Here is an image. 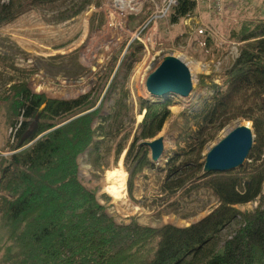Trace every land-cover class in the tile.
I'll return each mask as SVG.
<instances>
[{
	"label": "trees",
	"instance_id": "16d2710c",
	"mask_svg": "<svg viewBox=\"0 0 264 264\" xmlns=\"http://www.w3.org/2000/svg\"><path fill=\"white\" fill-rule=\"evenodd\" d=\"M57 1L76 0H0V24ZM89 3H73L54 21L75 17ZM195 7V0H176L170 22L192 16ZM229 35L240 42L238 55L221 73L220 83L210 82V95L190 114L195 129L185 139L179 137L185 148L157 168L164 172L162 187L168 193L196 188L201 181L217 197L216 207L185 227L152 228L134 219L118 224L79 181L78 156L89 147L98 153L118 128L122 99L114 100L108 115L100 112L104 94L114 89V68L124 56V46L95 85L76 98H47L31 92L24 80L10 84L8 94L1 97L7 98L5 122L14 131L6 141L11 153L0 155V219L6 235L0 264H264V195L253 211L236 207L255 201L264 185V16L243 21ZM136 44L141 43L132 40L123 54H132ZM203 78L199 77L200 83ZM171 104L168 99L139 100V111L144 113L124 161L131 175L153 165L146 145L139 141L161 131ZM95 118L102 121L93 128ZM235 119L251 122L254 133L244 164L226 172L204 173L206 144ZM126 138L119 142L115 156ZM233 221L239 223L233 234L214 249L219 233Z\"/></svg>",
	"mask_w": 264,
	"mask_h": 264
},
{
	"label": "rangeland",
	"instance_id": "374dc122",
	"mask_svg": "<svg viewBox=\"0 0 264 264\" xmlns=\"http://www.w3.org/2000/svg\"><path fill=\"white\" fill-rule=\"evenodd\" d=\"M79 1H57L32 8L14 20L0 24V98L8 94L10 84L21 80L27 83L31 92L43 93L47 98H76L95 85L105 67L110 65L112 56L124 46L126 49L121 54L124 56L116 64L117 69L114 68V89L109 88L104 94L100 112L108 115L113 112L114 100L122 99L124 108L118 128L103 142L98 153L89 147L78 156L79 181L95 194L108 215L118 224H127L134 219L140 225L160 228L166 224L185 227L197 222L216 207L218 200L214 192L200 181L196 188L168 193L162 187L164 172L157 168L164 167L175 152L185 148V141L179 137L185 139V134L195 129L189 123L190 114L198 110L210 95V82L220 83L221 73L238 52L240 42L230 37V31L237 30L245 20L263 17V0H223L221 12L209 9L206 0H195L192 16L171 23L169 10L166 17L146 27L144 24L148 16L162 0H142L138 10H130L126 14L117 11L114 5L124 0H90L75 17L59 23L54 21L58 12L68 10ZM151 34L152 40L149 39ZM134 39L141 44L131 47L132 54H123ZM86 53H89L87 59L84 58ZM165 54H172L186 62L191 70L193 88L189 97L166 98L172 101L169 106L171 113L155 136L163 137L162 156L156 162L151 161L146 146L153 165L131 175L124 161L137 135L142 119L140 113L144 112L139 111V100L149 97L151 100H165L150 96L145 88L146 76ZM195 61L200 63V69L190 67ZM200 76L204 77L203 83L199 82ZM5 102L7 98L0 99L2 156L11 153L6 148V141L14 131L5 122ZM101 121L95 118L92 127H98ZM241 121L231 120L218 131L206 144L202 156L208 147L223 137L229 126L233 127ZM248 125L251 126V122ZM124 135L127 138L123 141L122 151L115 156V149ZM117 165L126 170L127 180L113 188L115 174L112 169ZM263 195L264 185L255 201L236 207L241 212L253 211ZM238 224L233 221L219 233L214 249L233 234ZM5 237L0 219V248Z\"/></svg>",
	"mask_w": 264,
	"mask_h": 264
},
{
	"label": "water",
	"instance_id": "95a60500",
	"mask_svg": "<svg viewBox=\"0 0 264 264\" xmlns=\"http://www.w3.org/2000/svg\"><path fill=\"white\" fill-rule=\"evenodd\" d=\"M145 88L150 95L156 97L166 98L168 93H174L183 98L189 96L193 84L186 62L172 54L162 55L158 64L146 76ZM248 123L249 121L246 120L237 122L226 130L222 138L206 149L204 173L226 172L244 164L254 139L252 126ZM142 143L149 148L151 161L156 162L161 158L164 149L162 136Z\"/></svg>",
	"mask_w": 264,
	"mask_h": 264
},
{
	"label": "built area",
	"instance_id": "2783aa9c",
	"mask_svg": "<svg viewBox=\"0 0 264 264\" xmlns=\"http://www.w3.org/2000/svg\"><path fill=\"white\" fill-rule=\"evenodd\" d=\"M206 2L208 4L209 9L215 10L216 12H221V10L223 9V0H206ZM175 4H176V0H162L160 4H156L154 10L148 16L147 21L144 24L145 27L149 26L150 23H157L158 20L166 17V14L168 13V11ZM152 37L153 36L151 34L149 38L151 39ZM237 55H238V52L236 53V56ZM149 98H151V97H149ZM156 98H158V96ZM167 98H172L174 100L181 99L180 96H178L174 93H168Z\"/></svg>",
	"mask_w": 264,
	"mask_h": 264
},
{
	"label": "bare ground",
	"instance_id": "6f19581e",
	"mask_svg": "<svg viewBox=\"0 0 264 264\" xmlns=\"http://www.w3.org/2000/svg\"><path fill=\"white\" fill-rule=\"evenodd\" d=\"M141 2H142V0H124L123 3H116L115 2L114 5H115V8L117 9V11H119V12H121L123 14H126L130 10H133V11L138 10L140 8V6H141ZM150 40H152V39H150ZM90 52H92V51L90 50ZM88 56H89V53H86L84 55V58L87 59ZM200 66H201L200 63H198L197 61L191 62V64H190V67L192 69L193 68L200 69ZM158 98H162V97H158ZM231 127L232 126H229L228 129H230ZM112 170H113V172L115 174L114 183H113L112 187L116 188V187H119L121 185V183L125 181V179L127 180V178H126L127 177L126 176L127 172L123 168V166H121V165H117V167H114ZM125 183H126V181H125Z\"/></svg>",
	"mask_w": 264,
	"mask_h": 264
}]
</instances>
